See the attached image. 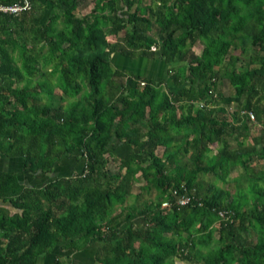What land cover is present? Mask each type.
<instances>
[{
    "label": "trees",
    "instance_id": "1",
    "mask_svg": "<svg viewBox=\"0 0 264 264\" xmlns=\"http://www.w3.org/2000/svg\"><path fill=\"white\" fill-rule=\"evenodd\" d=\"M29 1L0 14V158L22 164L0 173V264L93 245L95 264H264V0ZM70 159L81 169L56 176ZM140 181L154 198L127 204Z\"/></svg>",
    "mask_w": 264,
    "mask_h": 264
},
{
    "label": "rangeland",
    "instance_id": "2",
    "mask_svg": "<svg viewBox=\"0 0 264 264\" xmlns=\"http://www.w3.org/2000/svg\"><path fill=\"white\" fill-rule=\"evenodd\" d=\"M92 4H93V0H85L79 8L80 12L83 14L88 13L92 7ZM121 35H123V32L121 33ZM201 49L202 48L199 44H196L193 47V51L196 54H200ZM115 56L116 57L114 59V62H115L114 66L116 68L136 72L139 75L148 76V77H151L155 80H160V79L168 80L169 79V77H168V66L162 65L157 60L154 61V60H150V59H146V58H128V57L122 56L121 54H117ZM258 128L259 127L250 124V132L252 134H257ZM128 152H130V148H128V147H123V148H119L116 150V153L119 156H124ZM83 162H84V160H81L79 162H77V160H75V159L64 160L58 165L56 171L60 172L61 169H64L65 167H67L69 165L70 167L67 168L66 171L60 172L62 175H69L71 173H75V172L79 171L82 167ZM117 165L118 164L116 162H110L107 166V169L109 170V172H115L117 170ZM259 166H257V167H259ZM240 172H242V170H238L236 172L231 173L229 178L231 179L233 177L238 176ZM51 179H53V177L52 178L45 177L44 179L41 178L39 180L37 179L39 182H36V183L37 184H39L40 182L45 183L46 181H49ZM200 181L202 183H210V182L214 181V178L211 175H205L203 177L201 176ZM214 183L218 187H226L225 184L220 180H216ZM143 184L144 183L142 181L136 182L134 184L135 189L133 191V195L128 197L127 204L133 203L135 201V196L137 194H140V197L138 199L139 203H142L146 200H152L154 198V196H155L154 191L150 194H147L146 192H140L141 191L140 187ZM232 192H233V189H231V193ZM142 223L144 224V222H142ZM215 238H217V233L215 234Z\"/></svg>",
    "mask_w": 264,
    "mask_h": 264
},
{
    "label": "crops",
    "instance_id": "3",
    "mask_svg": "<svg viewBox=\"0 0 264 264\" xmlns=\"http://www.w3.org/2000/svg\"><path fill=\"white\" fill-rule=\"evenodd\" d=\"M134 73L138 74L136 72H134ZM69 167L70 166L68 165L64 169H61L60 172L66 171L67 168H69ZM21 168H22V164H21L20 158H7V157L0 158V173H2V172L19 173L21 171ZM60 172L56 171L55 175L56 176L62 175ZM45 177L52 178L53 176L52 177H51V175L50 176H44L42 179H44ZM20 178H22L24 180L25 177L20 176ZM38 180L36 178H29L28 183H30L31 185H37V186L44 184L41 182H40L41 184L40 183L37 184L36 182H39ZM46 182H48V181H46ZM0 206H3V204L1 202H0ZM4 206L8 207L6 205H4ZM97 247H98V245H93L89 249L82 251V252H75L73 250H67V249H63L61 247H57L52 251L51 254L47 255L44 258H39L37 260L36 264H51L55 261L56 258H69L70 262L72 264H95L94 256H95Z\"/></svg>",
    "mask_w": 264,
    "mask_h": 264
},
{
    "label": "built area",
    "instance_id": "4",
    "mask_svg": "<svg viewBox=\"0 0 264 264\" xmlns=\"http://www.w3.org/2000/svg\"><path fill=\"white\" fill-rule=\"evenodd\" d=\"M31 9V3L29 0H18L17 2L13 4H2L0 3V14H7V15H18L24 11H28ZM248 117L251 122H254V115L251 112H248ZM173 198H174V204L178 206H185L190 204L195 197L192 194H188L186 192L180 193L177 190H174L172 192ZM173 203L171 201H165L162 203L163 208H169L171 207ZM227 212H219V215L221 217H226Z\"/></svg>",
    "mask_w": 264,
    "mask_h": 264
}]
</instances>
